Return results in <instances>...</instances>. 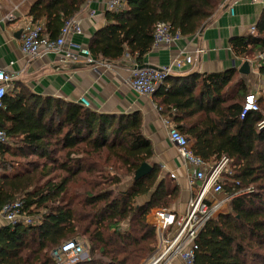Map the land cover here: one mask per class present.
I'll return each instance as SVG.
<instances>
[{
    "label": "trees",
    "instance_id": "trees-1",
    "mask_svg": "<svg viewBox=\"0 0 264 264\" xmlns=\"http://www.w3.org/2000/svg\"><path fill=\"white\" fill-rule=\"evenodd\" d=\"M87 1L34 0L28 16L43 23L42 36L55 39ZM222 1L127 0L118 13H106V25L92 35L88 50L107 63L127 53L139 61L152 47L156 23L182 37L194 35ZM231 45L236 56L264 54V11L255 33L234 38ZM259 72L264 76V62ZM234 74L170 78L168 88L153 94L163 113L175 110L174 128L190 139L194 154L207 162L230 160L227 192L247 190L200 231L193 264H264V126H259L264 101L258 99V110L240 119L248 89L243 79L232 82ZM2 101L0 130L7 140L0 143V210L20 200L23 212L40 222L0 227V264H55L51 252L81 237L89 259L76 264H139L153 253L156 230L146 218L154 208H170L179 188L161 177L156 164L134 180L153 156L140 113H99L35 95L18 83ZM108 168L112 172L104 175ZM124 178L131 180L126 189Z\"/></svg>",
    "mask_w": 264,
    "mask_h": 264
},
{
    "label": "crops",
    "instance_id": "crops-1",
    "mask_svg": "<svg viewBox=\"0 0 264 264\" xmlns=\"http://www.w3.org/2000/svg\"><path fill=\"white\" fill-rule=\"evenodd\" d=\"M33 1L0 0V69L14 75L7 90L18 83L35 95L78 103L99 113H140L142 133L153 148V156L148 164L158 165L163 178L170 179L169 174H174L176 179L171 180L179 188L178 198L170 208L154 209L183 213L190 196L187 177L191 170L181 164L176 149L167 139V127L162 121L167 118L174 127L172 115L175 110L163 113L162 108L157 105L159 99L153 95L148 97L136 93L129 85V78L136 66L156 69L171 65L176 58L190 56L193 61L191 65H184L180 69L173 67L172 74L163 85L165 88L169 87L170 78L185 77L192 73L216 74L234 70L232 82L243 79L248 91H256L263 102L264 76L260 74L259 67L264 60L256 58L263 53L245 58L236 56L231 40L250 34V27L255 26L264 11V2L252 4L249 0H241L233 8V15H230L228 3L223 0L208 23L194 35L182 37L171 45L152 46L139 61L127 53L116 62L107 63L94 59V64H88L82 61L60 62V57L53 54L34 59L22 54L21 30L24 21L31 19L28 12ZM107 2L108 0H88L84 4L74 16L82 20V34L72 36L70 42L88 49L92 35L106 25ZM8 16H12L13 20L8 21ZM245 61L250 67L248 75L239 72ZM80 97H83L87 106L80 103ZM7 126H11V123L7 122ZM144 201V198H140L137 202L142 204ZM228 205L222 212L227 211ZM146 222L148 223L147 218ZM3 225L5 224L0 219V227ZM156 240L155 249L158 245V239Z\"/></svg>",
    "mask_w": 264,
    "mask_h": 264
},
{
    "label": "built area",
    "instance_id": "built-area-1",
    "mask_svg": "<svg viewBox=\"0 0 264 264\" xmlns=\"http://www.w3.org/2000/svg\"><path fill=\"white\" fill-rule=\"evenodd\" d=\"M127 0H108L107 11L118 13L121 11ZM255 4L264 0H249ZM241 0H224L228 3V11L233 15V8ZM12 21L13 17H6ZM43 23H35L31 19L25 20L20 36V51L30 59L41 58L47 54L60 57V62H85L94 64V58L87 48L70 42L72 36L82 34V20L79 17L67 19L61 26L55 39H48L42 36ZM171 27L166 23H156L153 29L152 46L171 45L180 40L179 32H172ZM250 34L255 32V26H251ZM264 60V54L256 56ZM192 58L186 56L176 58L171 65L159 68H141L138 66L132 71L129 78L130 87L138 94L152 96L166 79L172 74L173 67L182 68L184 65H191ZM95 67V66H94ZM95 69V68H94ZM14 79V75L0 69V109L4 107L3 97L7 91L8 84ZM258 95L255 92H248L244 97L240 112V119H243L249 112L258 110ZM79 101L87 106L83 97ZM167 127V139L176 149L181 164L191 170L188 180L190 196L183 213H174L167 210L152 209L147 216V221L156 230L158 245L155 251L145 258L142 264H193L194 254L197 250L196 240L200 231L208 221L222 212L232 199L246 193L247 190H226V179L232 175L230 160L226 157L207 162L200 156L194 154L191 149L190 140L186 135L181 134L167 118H163ZM264 126V120L259 124ZM7 138L0 130V143L6 142ZM170 179H176L172 173ZM0 219L6 226L23 224L25 226H36L40 222L39 216L28 215L23 212V204L20 200L6 203L0 210ZM85 252V245L77 239L64 242L60 247L51 252L55 264H76L79 257Z\"/></svg>",
    "mask_w": 264,
    "mask_h": 264
},
{
    "label": "water",
    "instance_id": "water-1",
    "mask_svg": "<svg viewBox=\"0 0 264 264\" xmlns=\"http://www.w3.org/2000/svg\"><path fill=\"white\" fill-rule=\"evenodd\" d=\"M141 68H145V67H142V66H139V69ZM147 68V67H146ZM149 68V67H148ZM249 71H250V67H249V64L247 61H245L243 63V65L241 66V68L239 69V72L241 74H245V75H248L249 74ZM151 171V166L144 162L142 163L139 168L135 171V175H134V180H138L142 177H144L145 175H147L149 172Z\"/></svg>",
    "mask_w": 264,
    "mask_h": 264
},
{
    "label": "rangeland",
    "instance_id": "rangeland-1",
    "mask_svg": "<svg viewBox=\"0 0 264 264\" xmlns=\"http://www.w3.org/2000/svg\"><path fill=\"white\" fill-rule=\"evenodd\" d=\"M109 172H112L111 168H108L107 171L104 172V175L105 174H109ZM130 184H131L130 178H124L123 179L122 189H126ZM78 186H79V184H76V186H74V188L72 187L71 194H72V192L76 191V188H78ZM41 212H43V211H41ZM156 238H157V236H156ZM78 241L81 242V243H83L85 245V252L83 253V255L81 257H79L78 262L89 259V245H88L86 239H84V238L81 237L80 239H78ZM143 260L141 262H139V264H142Z\"/></svg>",
    "mask_w": 264,
    "mask_h": 264
}]
</instances>
